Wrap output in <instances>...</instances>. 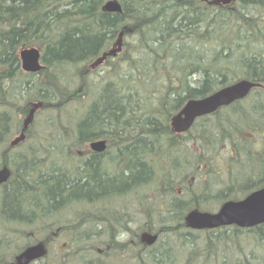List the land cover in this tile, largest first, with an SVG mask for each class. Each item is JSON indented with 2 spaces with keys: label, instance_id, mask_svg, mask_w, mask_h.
Masks as SVG:
<instances>
[{
  "label": "trees",
  "instance_id": "obj_1",
  "mask_svg": "<svg viewBox=\"0 0 264 264\" xmlns=\"http://www.w3.org/2000/svg\"><path fill=\"white\" fill-rule=\"evenodd\" d=\"M103 2L104 0H0V167L8 165L12 170V176L18 168V165L13 166L12 161L16 158L15 160L19 162L18 153L14 159H9L13 149L9 146V139L20 125V122L15 123V118L26 112L31 101L43 103L40 113L44 116L40 123L35 120L28 131V137L34 144L48 141L57 131H62L76 140L75 133L74 137L72 135L73 129L63 121L65 114L73 107L83 108L89 113L85 125L100 120V123L97 122V128L101 129H92V132L87 134V139L82 141L84 144L99 138L109 139L107 140L109 144L117 142L119 136L115 133H113L115 136L111 135L110 138L108 137L110 134H104L109 122L116 119L114 117L116 113H151L155 118L151 132L158 142L151 145L148 150L147 164L142 158L132 159L128 166L130 173L123 172L114 178L100 174L96 169L93 175L86 176L87 181L93 182L92 187H88L89 183L85 182H68L65 175L53 178L55 186L50 188L49 192L46 189L45 193L54 200H63L69 191L79 197L77 204L81 205L65 210H71L69 213L96 205L99 213L114 215L115 210H124V205L131 204L129 200H136L140 207L146 206L149 209L154 205L152 196L148 198L147 194L153 185L151 181L155 179L159 187H168V181L164 179L165 171L156 161L160 158L157 147L162 143L167 145L177 143L175 135L169 132L168 120L190 98L210 93L204 85L197 89L189 87L188 77L200 70L190 64V56L200 51L199 43L207 44L212 53L215 46L220 45L222 49L230 44L231 39L222 32L224 20H231L235 27L237 23L243 26L245 18L240 7L248 0H237L232 6L221 10L215 9L216 11H211L214 10L212 6H206L199 0H119L123 9L121 14L102 11ZM155 13L158 16L154 18ZM202 14L207 17L205 21H201ZM129 15L132 18H129ZM253 24L258 26L254 28L258 31L259 26L264 25V20L259 15ZM124 27L136 30L137 43L133 45L127 43V50L118 55L120 58L108 59V71L101 81L94 79L98 73L91 71L89 67H78V60L89 56H93L91 60L97 58L101 50L107 47L116 33ZM33 30L40 33L41 43L38 39L32 44L25 38L26 33ZM261 41V36H258L250 46L253 48L257 45V48H253L254 51L249 55L238 57L250 68L260 65V76L264 75V44ZM29 45L36 46L41 51L44 68L37 73L23 72L20 66L19 50L22 46ZM122 62L131 69L128 80L122 76L121 71L124 67L120 64ZM239 64L241 63H238V67ZM237 69L235 72L232 68H227L234 73L229 82L239 78ZM213 73L222 74L218 69H214ZM254 78L256 77L253 75L248 77L250 80ZM111 81H117L122 93H129L130 98L127 97L126 100L119 91L110 89ZM254 92L257 94L253 95ZM97 109L102 112L97 116L93 115ZM211 116L218 122L216 130L219 136L236 145L237 140L245 139L263 124L264 87L259 91L253 90L245 99L223 107ZM83 131L86 133L87 129L84 127L75 130L77 135ZM134 144L135 146L129 145L127 150L132 149L134 152L138 151V145L140 148L149 145L140 137ZM93 156V164L97 165L96 161L100 155ZM20 185L21 183L16 185L17 189ZM263 185L264 178L256 187L260 188ZM139 188L146 192L142 194ZM107 196L111 200L109 204L105 202ZM95 198L97 201H94ZM12 199L10 196L7 198L5 207L9 206ZM117 199L124 202L117 203ZM11 205L17 208L14 203ZM69 213L62 215L68 220ZM55 219L53 225L56 223ZM46 224L48 223H45V226H48ZM52 224L50 223V227ZM262 227L259 226V229ZM80 231V226L75 225L71 228L67 234L69 249L65 251L66 258L60 259L56 254L54 263L109 262L113 248L104 251V256L95 254V251L85 254L86 248L83 245L85 242L78 243L75 239ZM15 233L19 236L16 235L13 246L0 252V264H13L15 254L29 244L24 243L26 237L20 232ZM72 244L75 245L74 248ZM133 248L129 251L131 256H139L140 250L144 251L139 245ZM206 250L201 254L210 256L213 247L209 246Z\"/></svg>",
  "mask_w": 264,
  "mask_h": 264
},
{
  "label": "rangeland",
  "instance_id": "obj_2",
  "mask_svg": "<svg viewBox=\"0 0 264 264\" xmlns=\"http://www.w3.org/2000/svg\"><path fill=\"white\" fill-rule=\"evenodd\" d=\"M241 5L242 3H240L239 6ZM255 6L256 5L251 4V6L247 7V4L244 3V6L240 7V9L242 13L246 10L250 11V9L254 12V8H257ZM246 7L247 9H245ZM262 8H258V10L261 14V19L264 20V9ZM223 25L225 29L238 28L236 30L239 36H242V41L246 46H251L252 42L258 39V36H261V42H264V25L259 26L258 31L255 32L257 34L255 39L251 37V32L253 31L246 25L239 26L237 23L235 27L234 22L231 20H224ZM240 38L241 37H237L234 41L231 40L230 44L226 46L225 50H228L229 55H233L234 52L236 53V51L240 50L241 45L238 43ZM117 58H120V56H117ZM259 66L260 65H255L250 68L240 65L237 69L239 78H250L253 75L256 79L264 82V75L260 76ZM102 67L100 73L104 76L109 66L104 63ZM97 71L98 69L96 72ZM202 72V70L198 71L188 77L187 82L189 87L200 83ZM121 73L122 76L128 80L131 72L122 69ZM96 77L97 76H95L94 79L98 80ZM109 85L110 89L113 91H119V94H125L126 99L127 97L128 99L130 98V95L128 96L129 93H122V88L117 81H111ZM263 86L264 84L261 88ZM261 88H259V90ZM259 90L254 89V91ZM255 94H257V92H254L253 95ZM100 112L102 111L97 109L93 115L97 116ZM42 114L37 117L36 121H38V123L43 121L44 116ZM120 114L121 113L114 114L116 119H114L113 122H109V127L106 128L107 130L104 133L110 134L108 136L109 138L111 135L115 136L113 134L115 133L116 136H119L120 141L117 140V142L108 145L107 152L97 159V165L93 164L94 153L88 149L89 145L85 144V146H81V143L83 140L87 139L88 133L92 132V129L94 130V128H97L98 123L95 122L85 125L84 127L87 129V132L85 133L83 131L81 134L77 135L75 130L84 128L82 124L85 123V120L89 116V113H86L85 110L80 107H73L70 112L63 117L64 123L71 127L78 137L76 140L70 139L67 135L64 136V132L62 131H57L52 134V138L46 142L43 141L42 144H34L32 139L27 137L23 143L15 146L10 152L9 159H14L16 153L23 146H30L31 154L21 168L19 166L16 168L10 181L4 187H1L0 192L2 191V195L0 197V207L3 206L5 208L10 192H12L11 196L15 194L18 195V197L23 193L22 190H16V185L18 183H21L19 188L22 189V186L28 188L32 185L34 186V184L42 187L36 183L37 181H42V170H45V177H49V174H51V177H53V175L56 177L57 174H63L66 177H73L76 182L89 183L88 187H92L94 186L93 182L90 183L89 180L87 181L86 176L90 174L93 175L96 169L100 174H104L109 178H114L118 175L117 173L115 174V171L119 173L124 172L125 174L130 173L128 166L132 159H137V157H139L147 164L149 158L147 152L151 145L158 142L157 138H155L151 132L155 118H153L151 113L139 114L128 112L126 113L127 115ZM23 117L24 115L15 118V123L21 122ZM102 117H104L103 114ZM213 125L214 121L212 116L202 117L192 130L184 132L178 143L171 145L162 143L157 147L160 158L165 162L164 167L166 175L164 173V176L170 177L174 182L176 180L180 181L185 174H189V177L182 181L184 183L176 185L175 182L176 191H180L183 194L182 198L185 201V204H183L185 206L184 208H199L202 211L210 213L218 211L220 204L224 200L241 199L244 195L257 189L256 186H258L264 175V120L263 124L256 128V131L250 133L245 139L240 138L237 140L236 145H234L233 142L228 143L223 140L217 133L216 128H212ZM19 130L20 128L11 135L9 142L17 136ZM210 132L212 133L210 134ZM139 137L149 144L146 145V150L138 149V151L134 152L132 149L127 150V146H135L134 142H136ZM72 146H76L77 148L71 150ZM133 148L136 149V147ZM144 153L146 156H144ZM178 157H181L180 164L179 160L177 161V159H179ZM63 165L65 166L64 169L62 168ZM93 166L95 167L94 169ZM39 173L40 175H38ZM36 175H38V177L33 180L32 176L35 178ZM165 178L166 177H164V179ZM32 181H34V184ZM43 189L44 187L37 189L39 191L38 196H31V201L28 203L31 209L35 211L31 219L23 220L22 217L20 221L7 220L2 224L0 223V252L5 248L10 249L14 244L13 241L16 235L19 236L15 234L13 230L20 232L22 236L33 239L34 241L32 243L40 241L39 239L42 238H45L48 242V250L45 259L35 264H53L52 262H55L54 258L58 251H66L69 249L68 245L64 247L60 244L65 236L63 233L65 231L69 232L72 228L69 225L67 227L63 226L65 225V221L62 218L64 215L63 210L72 209L75 205L80 206V204H77L78 202L72 204L75 198H71L73 194H70L69 191V193L64 195L63 202L56 206H50L48 205V201L44 198L45 191ZM139 190H142V194L146 192L142 188H139ZM66 195H70V197L66 198ZM163 198L165 197L161 196L157 198V205L154 207V210L152 209L151 213L152 219L146 218V214L148 213H140L136 208H132L129 211L117 215L119 217H123L125 214L127 215V218L123 217V219L125 218L124 222L126 225H122V222L116 225H111L109 223L110 225H108L107 221H93L89 229H87V236L89 237L83 245L86 246L87 243H93L97 244L96 246L101 245L100 247H106L102 241L109 240V236L113 231H116V237L120 239L126 238L124 241L126 242L128 241V237L130 239L132 236L135 239V234L133 233H139V227L147 222H152L154 227L152 231L154 232L160 229L161 226H169V228L173 230L172 232L180 231V239L177 240L180 243L174 247L173 250L175 251L173 255L183 249L193 250L199 248L205 250L214 242L217 250L222 249L234 259L233 264H264V226L260 229L259 227L242 229L230 226L204 233L190 229L186 230L185 228L184 230H179L178 227H174L170 223H168L170 225H166L160 221L158 215L159 212H163L161 208L167 209V205L160 201ZM166 198H169V194ZM12 203L13 199L8 207H10ZM99 212L100 211H98V216H103V213ZM62 213L63 215H61ZM3 214L4 213L0 212V220ZM89 217L90 216H85L84 219L88 220ZM54 219L56 223L53 225L52 222ZM58 220H60V223L57 222ZM44 221L51 223L52 227L45 226V228H43L42 225ZM181 221H183V219ZM90 222L91 219L88 224H90ZM62 226L65 228L62 229ZM111 226L114 229H111ZM7 229H10V231L8 232ZM139 231L141 234L142 228L139 229ZM172 232L160 234V244H158L159 241L152 245L146 244L144 248L146 252L142 255L131 256L129 251L127 253L126 248H115L112 250L110 256L112 259L116 260L117 264H121L117 262L121 259L126 260L125 264H175L177 261L172 262L165 260V262L161 259L162 256H155L156 252L164 248L162 247V243L165 244V240L174 245L173 242L175 239L169 238L174 236ZM207 236H209V240ZM166 237L168 238L165 239ZM80 245L82 244H79V246ZM74 246L75 245L72 244V248ZM139 246L141 247V245ZM169 250L171 249L169 248ZM212 263L213 261H211V264ZM176 264H181V261Z\"/></svg>",
  "mask_w": 264,
  "mask_h": 264
},
{
  "label": "bare ground",
  "instance_id": "obj_3",
  "mask_svg": "<svg viewBox=\"0 0 264 264\" xmlns=\"http://www.w3.org/2000/svg\"><path fill=\"white\" fill-rule=\"evenodd\" d=\"M113 1H116V2H118L120 4L121 10L119 12L104 11L103 10V6L105 4H107L108 2H113ZM246 4H247V7L251 6V4H254V5H256L255 7H257V8H254V12L251 11V9H250V11L246 10L244 12V18L246 20L244 19V21H243L244 22L243 24L248 26L253 31V32H251V37H253V39H255V36L257 37V34L255 33L256 31L254 30V28H258V26L253 24V22L255 21V19H257L259 17V15L261 16L258 8H262L264 6V0H248V2H246ZM212 7H213L214 10H211V11H216L215 9H217V10L224 9L226 7V5L225 4H217V5L212 6ZM247 7L245 9H247ZM101 10L104 11V12H107V13H120L121 14L123 12L122 5L119 2V0H104L103 4L101 5ZM157 16H158V14L155 13L154 18L157 17ZM128 17L132 18L131 15H129ZM206 18L207 17H204L203 14L201 15V21H205ZM140 27H143V26H140ZM236 29H238V28L225 29L224 26L222 27L223 34L226 37H228L229 39H231L232 41H234L237 37H241L239 42L237 41L241 45V48H240L239 51H236V53L234 52L233 55H229L228 50H225L226 45L222 49L220 48V45L219 46L217 45V47L215 46V48H214L215 51H213V53H212L210 51L209 47H207V44L202 42L203 44L199 43V46H198L200 51H196V54L194 53L193 55L190 56V60H189L190 64H193L195 69L198 68V69H200L199 71H201V70L203 71L202 74H201L200 83L197 84V85H194V86L192 85L191 87L197 89V88L201 87L202 85L206 86V90L208 89L210 91V93H208L205 96L211 95L214 92H217L219 89H221L223 87H227V86H229V85H231V84H233L236 81L241 80V79H246V80H249L252 83L256 84L257 87H255L254 89L261 88V86L264 84L263 81H260L259 79H256V78H254L252 80H250L248 78H237L233 82H229L231 80V77L233 76L234 73L232 74L229 70H227V68L228 67L232 68L236 72V69L238 67V63H241L239 65H244L245 67H249V66H247V64L243 63V61L240 60V58H238V57L240 55H249L250 52L254 51L253 48H257V45H254L253 48H250V45L246 46L245 43H243V41H242V36H239V33H238V31ZM26 34L27 35H26L25 38L29 42H31L32 44H34L38 39H39L40 43L42 42V37H41V35H40V33L38 31H36V30L34 31L33 30L31 32L29 31ZM106 37H105V39H106ZM137 37L138 36H137L136 30L133 31L132 29H128L127 27H124L123 29L121 28L116 33L115 37L113 39H111L110 44L107 47H105V48H103L101 50V53H100L99 56H97V58L91 60L93 56H89V57H87L85 59L78 60L79 61L78 67H81V68L89 67L91 71H94L95 73H98V75H95V76H97L96 78H98V80L101 81V79L104 78L102 76V74L100 73L101 69H102V65L105 63V64H107L109 66L108 59L109 58L110 59L116 58L121 52L126 51L127 50V45H128L127 43H131V45L137 43ZM105 39L103 40V43H104ZM118 40L121 41L120 45H117V41ZM263 44H264V42H263ZM252 45H253V43H252ZM118 46L120 48L119 49L120 51H118L115 56H106V58L103 60V62L101 64L93 65L94 62L98 58L102 57L105 53H108L109 51H111L113 49H116ZM120 64L122 66H124L123 69H125V71L131 72L130 71L131 69H130V67H128V65L123 64V62L120 63ZM97 69H98V71L96 72ZM214 69H218L219 72L222 73V74L214 75V73H213ZM22 71L26 72L24 70H22ZM26 73H28V72H26ZM217 85H219V86L217 87ZM121 96H123V97L125 96L126 97L125 94H121ZM205 96L190 98L189 100H191V99H201V98H203ZM183 106H184V104H183ZM183 106L177 112L173 113L172 116L175 115L176 113L180 112L181 109L183 108ZM227 106H229V105H227ZM227 106H223V107H227ZM215 112H213L211 114H205V115H202V116L195 117L193 123L189 126V129L187 131H182V132H178V131H176L174 129V127L172 125V121H171V118H172V116H171L169 118V120H168L169 132L171 134L175 135V141L178 143V141L181 139V136L184 134V132H188L189 130H192V128H194L195 124L200 120V118L206 117V116H211ZM123 114L127 115L126 112L121 113V115H123ZM213 121H214V125H213L212 128H218L217 127L218 122H217L215 117L213 118ZM96 122L100 123V120H96ZM84 126H85V124L83 123L82 127H84ZM95 129L100 130L101 128L98 127V128H95ZM211 133L212 132H210V134ZM63 134H64V136H66L65 133H63ZM72 135L74 137V132L73 131H72ZM68 137H69V135H68ZM69 138L72 139L71 137H69ZM66 140H67V138H66ZM72 140H74V139H72ZM19 144L20 143H18L16 146H18ZM81 146H85V144L82 142ZM76 148H77L76 146L75 147L72 146L71 150H75ZM126 149H129L128 146H127ZM137 149L146 150V148H144V147L140 148V145L137 146ZM17 153H18V156H19V162H17L15 160L16 159L15 158L14 160H12L13 164H14L13 166L16 167V165H18L21 168L24 165V163L27 161V159H29V155L31 154V147H24L23 146V147L20 148V150ZM17 153H16V155H17ZM178 158L179 159H177V161L179 160V164H180V162H181L180 158L181 157H178ZM156 161L161 164L162 169H164V171H165V167H164L165 162H163V159L159 158V160H156ZM36 166H37V164H36ZM62 168L64 169L65 166L63 165ZM40 173L38 175H40ZM116 173L118 175L119 174H123V173H119V172L115 171V174ZM164 173L166 175V172H164ZM38 175H36L35 178L32 176V179L35 180L36 177H38ZM57 175H59V174H57ZM61 176H64V175L62 174ZM156 176H157V174H156ZM41 177H42V181H39V182L35 181V182L37 184L41 185L42 187L37 186L36 184L33 183L34 181H32L34 186L32 185L31 187H28V188L25 187V186H22L23 189L22 188L16 189V190H22L23 191V193L21 195H19V197H18V195H15V194H13V196H11L12 192L9 193L10 197H13V203L15 205H17V208H15L14 205H11L10 207H5V208L3 206H1L0 207V212L4 213L2 215L3 216L2 219L0 220L1 224L4 223L7 220L20 221V219L22 217H23V220L31 219L32 214L35 213V211H33V209H31V207L28 204L31 201V196H38L39 191L37 189H39V188H43L44 187L43 190L45 191L47 189L48 192H49L50 188L55 186V181L53 180L54 175H53V177H51V174H49V177H45V170H42ZM165 177H166V179L168 181V187L167 188L159 187L158 186V182L156 184L155 179H154V181H151L153 183V185L150 186V188L148 190L149 193H147V194H149L148 198H149V196H152V199L154 201V205L151 206L150 209L147 208L146 206L140 207V205L137 204L136 200L135 201L134 200L133 201L129 200L131 204L124 205V210L123 211L125 212V211H129L132 208H136L138 210V212H140V213H145V214L148 213V214H146L147 215L146 218L152 219L151 218V213H152V209L154 210V207L157 205V203H156L157 198L161 197V196H164L165 198L161 199L160 201L162 203H164L165 205H167V209L161 208V210L163 212H159V215H158L160 217V221H162V223H164L166 225H170L171 224L174 227H178L179 230H182V229L184 230V228H185L186 230L190 229V230L203 232V233L207 232L208 230L206 231V229H194V228H191L187 224L186 217L188 216V213L191 210H198L200 212H205V211H202L199 208H190V209L189 208L188 209L184 208L185 206L183 204H185V201L182 198L183 194L181 192L179 193V191H176V189H175V182H176V185H179L180 183L181 184L184 183L182 181L186 180L189 177V174H185L183 176V178L180 179V181L176 180L174 182H173V180L170 177H168V176H165ZM157 178H158V176H157ZM263 178H264V175H263ZM10 179H9V181H10ZM66 179H67L68 182L69 181L70 182H75L76 181L71 176H67ZM0 190H1V187H0ZM255 190H253V191H255ZM253 191H251V192H253ZM251 192H249L248 194L244 195L243 198H241V199H230V200L226 199V200H224L220 204L218 210H220V208L222 207V205L224 203H226L228 201H239V200H242L247 195H249ZM70 194H72V193H70ZM168 194H169V198L167 199L166 196ZM1 195H2V191L0 192V197H1ZM22 196H24V197H22ZM67 197H70V195L69 196L66 195V198ZM72 197L75 198V199H73L72 204H74L75 202H79V200H78L79 197L76 194L73 193L71 198ZM44 198H45V200L48 201V205H51V206L57 205V204H59V203L64 201V199L63 200H59V201L58 200H54V198L52 196L50 197L49 194H46V193H45ZM94 201H97V198H95ZM105 202H106V204L111 203V200H110V198L108 196L106 197ZM119 202H124V200L119 201V199H117V203H119ZM115 212H116V210H115ZM123 217L127 218V215L125 214ZM113 218H114V215H112L111 213H106L105 216L103 217V219H107V220H103L102 219L103 220L102 222L107 221L108 225H110V224L114 225L115 222L113 221ZM182 219H183V221H181ZM43 223H45V221ZM59 223H60V221H59ZM168 223H170V224H168ZM152 224H153L152 222H147L146 224H143L141 227L138 228V232L139 233H133V234H140L139 229L142 228L141 233L144 231V233L148 232L149 234L156 236L155 242H157V241H159V238H160L159 235L160 234H166L168 232H172L173 231L172 229L169 228V226H161L160 229H158V230L155 229L157 231L154 232V231H152V229H154ZM44 226H42V227H44ZM230 226H232V227L234 226V227H238V228L244 229V228H252V227L264 226V223H260V224H257L255 226H252V227H240V226H237L235 224L226 225V227H230ZM92 227H93V225H92ZM85 228L89 229V224L86 225ZM110 228L114 229L112 226ZM7 230H8V232L10 231V229H7ZM13 231H14V233L17 232L16 230H13ZM59 233H61V232H59ZM172 233L174 234V236L173 237H169V238L175 239L174 242H173L174 245L168 243L166 240L164 242L165 244H163L161 242L162 243V247H164V248L162 250L156 252L155 256H157V257L158 256H162L161 259L164 260V261L165 260L172 261V262L177 261V262H175V264L178 263V262L180 263V261H181V264H211V261H213L212 264H233L234 259L231 258L229 256V254L224 252L222 249L217 250L216 249L217 247L214 244V242L211 243V245H210L211 247H213L212 254L210 256H203L201 254V252L205 251L206 249L205 250H203V249L201 250L199 248L193 249V250L183 249L182 251L176 252L175 255H173V253L175 251V250H173L174 247H176L180 243V242L177 241L178 239H180V231H175V232H172ZM67 234H68V232H64L63 233V235H65V236H64V239H62L63 241L60 243L64 247H66V245L69 246V244L67 242ZM209 236H207L208 240H209ZM0 237H1V234H0ZM25 237L26 238H24V240H23L24 243L25 244L29 243L26 246V248L30 247V246L37 245L39 243H41V244H43L45 246V242L43 241V240H45V238H42L43 240L39 239L40 241L32 243L34 241L33 239H31L30 237H27V236H25ZM167 238L168 237H166L165 239H167ZM75 239H76V241H78V243L80 241H85L84 237L82 235H80V234L75 236ZM125 239L126 238H121L120 239V238L116 237V231H113L111 233V235L109 236V240L102 241V243L104 242V245H106V247H100L101 245L96 246L97 244L87 243L86 246H85L86 249H85L84 253L85 254L86 253H93L95 251V254H99L101 252L103 253L104 251H108L111 248H113V249H115V248L116 249H120V248L125 249L126 248V250L130 251L131 249H134L133 247L139 245V242L137 243V241H136V237H135V239L132 236H131L130 239L128 237V241L124 242ZM145 244H147V243H145ZM158 244H160V241L158 242ZM207 244H210V243H207ZM169 248L171 250H169ZM163 251H165V252H163ZM145 252H146V249H144V251L140 250L139 255H142ZM56 254L60 257V259L61 258H66V252L65 251H58ZM16 256L17 255H15L14 258H13V263H16V259H15ZM43 259H45V253L42 256L32 260L29 264H35L38 261L43 260Z\"/></svg>",
  "mask_w": 264,
  "mask_h": 264
},
{
  "label": "water",
  "instance_id": "obj_4",
  "mask_svg": "<svg viewBox=\"0 0 264 264\" xmlns=\"http://www.w3.org/2000/svg\"><path fill=\"white\" fill-rule=\"evenodd\" d=\"M233 0H210V4H229ZM104 11L119 12L121 6L118 2H108L103 6ZM121 41H117L120 45ZM116 49L105 53L98 58L93 65H99L106 56H115L119 50ZM21 68L26 72H38L43 68L40 63V52L37 48H27L20 51ZM256 84L249 80L241 79L235 83L219 89L211 95L201 99L188 100L180 112L172 116L171 121L174 129L178 132L187 131L193 123L195 117L205 114H211L223 106L246 98ZM41 106V103H34L28 114L25 116L20 130V134L11 140L10 145L16 146L18 143L26 139L25 131L31 125L35 111ZM92 151L102 152L106 148L105 141L98 140L90 143ZM10 170L7 166L0 169V185L5 183L10 177ZM187 224L194 229H214L229 224H235L240 227H252L260 223H264V186L251 192L244 199L239 201H228L222 205L219 211L200 212L191 210L186 217ZM142 240L152 245L156 240V236L145 232L142 234ZM46 254V248L39 243L34 246L25 248L16 256V264H29L35 258Z\"/></svg>",
  "mask_w": 264,
  "mask_h": 264
},
{
  "label": "flooded vegetation",
  "instance_id": "obj_5",
  "mask_svg": "<svg viewBox=\"0 0 264 264\" xmlns=\"http://www.w3.org/2000/svg\"><path fill=\"white\" fill-rule=\"evenodd\" d=\"M202 2H204L205 4H206V6H210L207 2H205V1H202ZM231 5V4H230ZM230 5H228V6H230ZM31 107H28L27 106V110H26V113L27 112H29V109H30ZM38 111V110H37ZM24 115V114H23ZM21 128V127H20ZM28 128H30V126L28 127ZM91 141H94V140H91ZM91 142L90 141H88L87 142V144L89 145ZM107 150H108V145H107V141H106V148H105V150H103L102 152H96V151H91V152H93L94 154H97V155H102V154H104V153H106L107 152ZM180 192V191H179ZM88 208H89V210H88ZM88 208H86V209H84V210H79L78 212H76V213H69L70 211H65V210H63V213H64V216H65V214L67 215V213H69L68 214V216H69V221L64 217V216H62V218L64 219V221H65V225H63V226H65V227H67L68 225L69 226H71V227H75V225H77V226H80L82 229H81V231H80V234L84 237V239H85V241L88 239V237L89 236H87L88 235V233H87V228H85V226L86 225H88V222H89V220L91 219V222H90V224H89V227H90V225H91V223L93 222V221H101L102 219H103V217L105 216V215H103V216H101V217H99L98 216V211H100V210H98V207L95 205V206H89ZM119 213H124V211L123 210H116V214H114V218H113V221L115 222V224H118V223H121L122 225H126V223L124 222V219H123V217H119V216H117ZM62 215V214H61ZM85 216H90L89 218H88V220H85L84 218H85ZM99 217V218H98ZM119 219V220H118ZM45 223H47V222H45ZM45 223H44V225H45ZM44 225H42V226H44ZM46 225H48V226H50V223H48V224H46ZM62 226V229L63 228H65V227H63ZM224 227H226V226H222V227H218V228H214V229H208V231H211V230H215V229H219V228H224ZM43 228H45V226L43 227ZM253 228V227H252ZM207 231V230H206ZM66 232V231H65ZM89 232H91V231H89ZM144 233V231L141 233V234H135V237H136V241H137V243L139 242V245H141V247H142V249L143 248H145V246H146V244H145V242L142 240V234ZM16 234V233H15ZM91 235V234H90ZM91 238V237H90ZM89 238V239H90ZM85 241H83V242H85ZM45 242V247L47 248L48 247V242L45 240L44 241ZM127 251V253H128V250H126ZM102 252L101 253H99L98 255H100V256H102ZM126 259V258H125ZM109 262H107V263H102V264H117L116 263V260L115 259H112L111 258V256L109 257ZM125 261L126 260H124V259H121V260H119V261H117L118 263H121V264H125ZM54 264V263H53ZM61 264H64V263H61Z\"/></svg>",
  "mask_w": 264,
  "mask_h": 264
}]
</instances>
